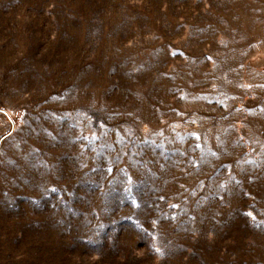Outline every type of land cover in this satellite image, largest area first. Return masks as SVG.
Segmentation results:
<instances>
[{"label": "rangeland", "instance_id": "rangeland-1", "mask_svg": "<svg viewBox=\"0 0 264 264\" xmlns=\"http://www.w3.org/2000/svg\"><path fill=\"white\" fill-rule=\"evenodd\" d=\"M264 0H0V264H264Z\"/></svg>", "mask_w": 264, "mask_h": 264}, {"label": "crops", "instance_id": "crops-1", "mask_svg": "<svg viewBox=\"0 0 264 264\" xmlns=\"http://www.w3.org/2000/svg\"><path fill=\"white\" fill-rule=\"evenodd\" d=\"M263 156H264V154H263Z\"/></svg>", "mask_w": 264, "mask_h": 264}]
</instances>
